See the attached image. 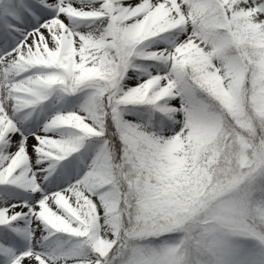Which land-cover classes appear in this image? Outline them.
I'll return each mask as SVG.
<instances>
[{"label": "snow or ice", "instance_id": "1", "mask_svg": "<svg viewBox=\"0 0 264 264\" xmlns=\"http://www.w3.org/2000/svg\"><path fill=\"white\" fill-rule=\"evenodd\" d=\"M0 264H264V0H0Z\"/></svg>", "mask_w": 264, "mask_h": 264}]
</instances>
